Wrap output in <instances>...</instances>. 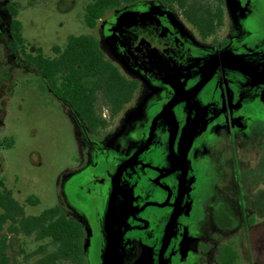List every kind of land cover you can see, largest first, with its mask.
Masks as SVG:
<instances>
[{
  "label": "flooded vegetation",
  "instance_id": "af4514ba",
  "mask_svg": "<svg viewBox=\"0 0 264 264\" xmlns=\"http://www.w3.org/2000/svg\"><path fill=\"white\" fill-rule=\"evenodd\" d=\"M96 27L105 57L138 88L116 123L84 128L91 153L70 178V215L56 205L81 230L83 264H192L198 251L212 248L196 233L205 143L225 138L238 171V133L249 120L264 124V0H223L221 24L208 36L160 0L122 3L106 10ZM21 53L33 66L26 50ZM33 68L42 91L43 77ZM255 148L262 164L264 140ZM236 181L238 240L217 246L215 264L226 245L239 263L251 235L253 248L264 250V225L247 217ZM19 192L0 179V264H31L40 256L33 251L48 241L38 237L42 211L29 208L39 200L33 204L35 196L21 199ZM245 259L261 263L251 250Z\"/></svg>",
  "mask_w": 264,
  "mask_h": 264
},
{
  "label": "rangeland",
  "instance_id": "374dc122",
  "mask_svg": "<svg viewBox=\"0 0 264 264\" xmlns=\"http://www.w3.org/2000/svg\"><path fill=\"white\" fill-rule=\"evenodd\" d=\"M88 1L0 0V179L6 188L18 189L19 198H38V205L29 207L36 213L57 204L70 215V178L91 150L84 128L70 108L34 85L40 77L33 66L23 61L21 47L11 35L8 5L16 9L22 37L29 44L26 52L40 47L45 55H51L52 46H63L70 35L97 36V27L89 29L82 20ZM242 130L238 133L243 148L238 171L231 165L225 138L215 135L204 145L203 196L196 233L204 246L212 248L208 253L198 251L192 264H215L217 246L228 240L237 243V176L247 217L264 225V162L259 163L260 154L255 148L258 138L264 140V124L252 119ZM222 159L227 160L225 164L220 163ZM257 208L262 214H252ZM225 227L231 230L225 232ZM251 239V247L247 245L246 252L239 253V264H252L245 261L250 250L264 264V250L259 254L253 248L252 235Z\"/></svg>",
  "mask_w": 264,
  "mask_h": 264
},
{
  "label": "trees",
  "instance_id": "16d2710c",
  "mask_svg": "<svg viewBox=\"0 0 264 264\" xmlns=\"http://www.w3.org/2000/svg\"><path fill=\"white\" fill-rule=\"evenodd\" d=\"M133 1L136 0H89L84 6L82 20L93 29L106 10ZM160 1L175 5L202 36L213 34L221 24L223 0ZM8 7L12 15L11 35L23 52L29 44L22 37L16 9ZM51 52L45 55L36 47L34 53L25 54V58L42 75L43 90L68 105L83 128L107 127L134 97L138 88L136 81L126 77L105 57L94 35H70L63 46H52ZM29 202L35 204L38 199L30 197ZM40 214L42 225L38 237L48 241L33 251L40 256L31 264H83L82 233L78 225L65 218L57 205L43 209ZM48 214L59 215L52 219ZM237 258V253L226 245L220 248L218 264H239Z\"/></svg>",
  "mask_w": 264,
  "mask_h": 264
},
{
  "label": "water",
  "instance_id": "95a60500",
  "mask_svg": "<svg viewBox=\"0 0 264 264\" xmlns=\"http://www.w3.org/2000/svg\"><path fill=\"white\" fill-rule=\"evenodd\" d=\"M198 86H200V84ZM198 86H196V87H198Z\"/></svg>",
  "mask_w": 264,
  "mask_h": 264
}]
</instances>
